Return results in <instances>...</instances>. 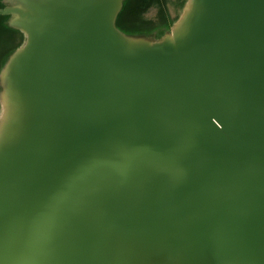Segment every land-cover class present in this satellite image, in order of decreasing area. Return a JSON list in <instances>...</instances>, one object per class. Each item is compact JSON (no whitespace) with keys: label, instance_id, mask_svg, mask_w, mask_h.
<instances>
[{"label":"water","instance_id":"water-1","mask_svg":"<svg viewBox=\"0 0 264 264\" xmlns=\"http://www.w3.org/2000/svg\"><path fill=\"white\" fill-rule=\"evenodd\" d=\"M0 264H264V0H2Z\"/></svg>","mask_w":264,"mask_h":264},{"label":"trees","instance_id":"trees-1","mask_svg":"<svg viewBox=\"0 0 264 264\" xmlns=\"http://www.w3.org/2000/svg\"><path fill=\"white\" fill-rule=\"evenodd\" d=\"M152 3H156L159 8L160 22L155 24L143 16V10ZM3 5V1L0 0V8ZM165 10L163 0H124L116 17V25L127 33H148L156 30L157 34H161L171 23ZM7 19L8 15L0 14V64L15 47L17 40L18 31L8 26Z\"/></svg>","mask_w":264,"mask_h":264},{"label":"rangeland","instance_id":"rangeland-1","mask_svg":"<svg viewBox=\"0 0 264 264\" xmlns=\"http://www.w3.org/2000/svg\"><path fill=\"white\" fill-rule=\"evenodd\" d=\"M179 0H163V4L166 8V12H170V14L175 15L178 13V6ZM155 6H148L146 9L143 10L144 17L148 19H152L154 13H155ZM169 16V15H168Z\"/></svg>","mask_w":264,"mask_h":264},{"label":"flooded vegetation","instance_id":"flooded-vegetation-1","mask_svg":"<svg viewBox=\"0 0 264 264\" xmlns=\"http://www.w3.org/2000/svg\"><path fill=\"white\" fill-rule=\"evenodd\" d=\"M152 6H155V13H154V15H153V17H152V19H148V18H146V17H144L145 19H147V20H151V21H154V24L155 23H159L160 21H159V16H158V13H159V8H158V6H157V4L156 3H152L151 4ZM166 11V10H165ZM166 15L168 16V13L166 12ZM144 16V15H143ZM169 19V18H168ZM167 19V20H168ZM169 21V20H168Z\"/></svg>","mask_w":264,"mask_h":264}]
</instances>
